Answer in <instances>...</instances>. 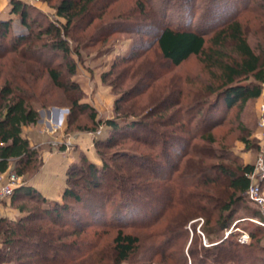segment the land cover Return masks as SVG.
Instances as JSON below:
<instances>
[{"label": "trees", "instance_id": "trees-1", "mask_svg": "<svg viewBox=\"0 0 264 264\" xmlns=\"http://www.w3.org/2000/svg\"><path fill=\"white\" fill-rule=\"evenodd\" d=\"M91 2L60 1L57 13L65 18V23L62 27L48 26L43 31L52 36L50 45L37 46L36 37L30 40L29 34L15 35L8 42V51L0 42V77L3 78L0 172L8 170L14 162L12 173L22 178V183L9 196L12 205L17 199L39 204L35 209L18 204L16 207L24 215L15 221L0 218V264H131V256L143 251L149 259L157 258L162 264H187V257L192 264H264L261 243L264 227L251 224L248 242L233 238L235 232L226 237L221 234L235 221L238 207L246 203L248 174L253 171V165L231 167L223 162L229 158L230 149L222 147L216 151L208 146L216 141L213 129L218 126L228 128L236 124L235 127L244 128L242 132H248L243 124V111L260 96L264 83V0H242L240 7L247 9L239 8L210 36L208 29L218 20L214 19L218 11L200 17L198 24L204 27H194L191 21L171 26L169 19L172 16L181 19L185 11H170L176 0H161L163 3L157 9L154 0L140 1L137 13H147L149 8L153 22L128 23L137 27V31L152 32L153 42L135 44L133 49H145L120 57L114 67L130 63L129 66L139 69L140 63L147 59L144 51L154 43L158 61L142 75L137 86L117 95L114 116L104 120L97 118L90 104L81 102L77 82L61 81L64 78L61 64L52 66L44 58L49 51L60 52L68 62L64 64L67 73H75V62L69 60L68 38L78 43L73 27L90 13ZM11 3L12 12H20L23 24L31 27L26 20V5L18 0ZM252 23L257 32L253 35L249 26ZM9 25V20L0 19L2 37ZM24 41L26 46H20ZM9 52L15 57L8 58ZM192 56L200 59L214 83L196 77L200 89L183 86L187 81H180L179 67ZM126 68L122 67L118 73L123 74ZM44 72L54 86L76 92L69 101L68 124L74 112L88 111L93 124L88 131L97 130L101 124L108 128L105 138L95 142L102 165L97 166L85 157L71 164L61 201L48 200L26 184L29 174L38 167V150L22 136V127L36 123L39 118L34 104L42 94L38 96L35 91ZM123 101L127 102L124 106ZM241 140L248 142L247 134ZM212 158L219 161L208 163ZM156 188L163 200L160 196V202L152 205L144 200V195ZM249 201L255 208L247 216L264 220L257 204ZM75 204L90 212L93 224L105 218L100 223L110 228L82 224L77 219L79 212L72 207ZM162 216L163 223L159 221ZM198 217L204 220L201 231L208 245L202 244L201 236L192 229L191 244L185 252L188 222ZM69 224L73 227L68 228ZM125 228L135 231L128 232ZM110 231L114 234L105 239ZM170 247L173 250L169 251Z\"/></svg>", "mask_w": 264, "mask_h": 264}, {"label": "rangeland", "instance_id": "rangeland-1", "mask_svg": "<svg viewBox=\"0 0 264 264\" xmlns=\"http://www.w3.org/2000/svg\"><path fill=\"white\" fill-rule=\"evenodd\" d=\"M12 0H0V19L2 20H9L10 25L7 31V34L5 37L0 35V42L2 41L3 45H5V48L7 51L9 50V40L14 39L15 35H28V39H37L34 41V43L38 45L42 44H51L52 43V36L48 33L43 32L45 28L52 25H57L59 27H62V25L65 23V18L57 13V7L60 1L62 0H18L20 2H23L26 5V12H27V24L31 25L26 26L23 24L22 16L20 12H12ZM142 1L145 3V0H92L90 3V9L88 14L83 16L82 23H79V25H75L73 27V35L74 37L78 38L77 41H74L71 37H69V45L71 48V53L69 60L75 62V73L73 75L68 74L66 71L65 63L66 60L62 58V55L60 52H47L45 54L44 58H47L48 61L51 63L50 65L56 66L61 64V72L63 73V80L69 79L70 81L73 80L78 83L80 89H81V96L80 100H84V96L88 93L84 92L82 89V86L76 79H78L80 82H87L90 83L92 86V82L96 79L97 82H100V84L103 87H106L108 90H110L111 94L114 96V101L117 97V95L122 92V90H125L127 88H131L132 86H137L140 82V79L142 75L147 73L146 71H149L153 65L155 66L158 61V57L154 54V48L155 43L151 45L147 50L144 51L147 55V59L144 60L140 66L139 69L135 70L134 66H129L130 63H123L122 67H126L125 72L123 74H119L118 71L122 67H114V63L122 56H127L131 52H142L144 47L141 49H133V46L135 44H151L153 42V33H145L142 31H137V27H131L128 22L131 21H147L148 24L153 22V14L151 11H149V8L147 9V13L141 14L137 13L139 9V2ZM222 1H224L222 3ZM242 0H215V1H208V0H176L174 5H170V11H177L179 9H183V18L177 19L176 16H172L169 19V24L171 26H178V24H184L185 21L192 22V26L194 27H204V25H199L198 21L200 20V17H203V14L210 13L218 11V13L215 16L214 19L216 20L213 27H209L208 29V36H210L213 31L220 27L221 24L228 21L232 18V16L235 15L239 11V8L241 10H246L242 7H240ZM163 3L161 0H154L153 4L155 6V9L158 8V6ZM222 5H221V4ZM224 5V6H223ZM223 7V8H221ZM221 8V9H220ZM215 10V11H212ZM245 12V11H243ZM208 13V14H209ZM90 20V22H89ZM89 22V23H88ZM118 23V25H117ZM110 24H115L113 26H109ZM121 24V25H119ZM251 28V34L253 35V32H256L255 26L252 23L249 25ZM51 28V27H50ZM100 29H102L100 31ZM31 30V31H30ZM111 30L109 32V35L105 37V33ZM30 32H32L30 34ZM257 33V32H256ZM1 34V33H0ZM64 33H62L63 35ZM207 36V37H208ZM257 36V34H256ZM34 39V40H35ZM26 41H24L20 46H23ZM26 46V44H25ZM6 56L8 58L15 57L14 53H8ZM53 58V59H52ZM143 58L137 59V63L141 62ZM43 60V58H42ZM180 81H184L183 86L186 88H197L200 89V85L195 81L196 77H200L205 81H209L214 83V79H212L209 76L208 69L203 67L202 62L199 58L192 56L187 61H185L180 67ZM134 71V73H133ZM133 73V76L131 77ZM2 76V75H1ZM86 76L88 78H86ZM193 79V80H192ZM174 80V79H173ZM148 81V80H147ZM146 81V83H147ZM3 78L0 77V86L2 85ZM146 83L142 86V88H145ZM199 86V87H198ZM262 88H264V83H262ZM69 91V90H68ZM64 91L60 87H56L53 85V83L50 81V79L47 77L46 73L44 72L41 78L38 81V86L35 91V93L39 96V102H35V107L38 110L41 109H51L53 107L56 108H62L67 109V113L69 114V108L70 106L69 101L76 95L75 91L70 90ZM262 91V90H261ZM259 100V97L253 101L249 102V105L246 106V108L243 111V124L245 126V129L242 132L241 127H235L233 125L232 127H216L213 129V133L216 136V141L214 143H208L210 148L217 150H220V148L225 147L227 149H230L229 158L224 160L223 162L228 164L231 167H235L238 164H254L260 151H261V145H260V139L258 136L259 131V119H258V112H257V102ZM42 103L44 106H42ZM84 103V102H83ZM114 104V103H113ZM123 106L127 104V102H122ZM113 110V108H112ZM235 111V109L233 110ZM88 111L85 112H74L70 115V121L68 124V117H67V130H63L61 126H57L56 130L54 131V135L57 136V133L62 134V136L55 140V142H52L53 144L49 143V147L55 146L56 148H61L62 146H65V148L72 147L73 143L70 136H66V132L70 131H79V132H87L88 135L91 136L92 142L94 144V149L97 154V156L100 158V163L97 166L102 165V160L100 155L97 153L95 142L101 138H105L107 134V126L104 124H101L98 126L97 130L95 131H88L89 128L93 127V124L91 123L89 117H88ZM231 114V113H229ZM111 117L114 116V112L110 114ZM96 116H98V111L96 110ZM109 117V118H111ZM98 118V117H97ZM98 119H107V118H98ZM248 133L250 135H248ZM248 138V142H243L241 140L242 136ZM70 141V144H67L66 142L68 140ZM67 140V141H66ZM201 143V142H200ZM202 144V143H201ZM207 144V143H206ZM106 151V150H105ZM107 151H111V149H107ZM214 152V151H213ZM219 160L212 158L210 160H207L208 163H214L218 162ZM222 162V161H221ZM14 167V165H13ZM171 170H169L170 172ZM34 172V171H32ZM31 172V173H32ZM145 172V171H144ZM172 172V171H171ZM175 172V171H174ZM12 173V171H10ZM9 174V172L7 173ZM31 174H29L30 176ZM22 180V178H21ZM80 184H84L83 180H80ZM261 186H264V180L260 183ZM85 185V184H84ZM160 185V184H159ZM86 191V190H85ZM88 191V190H87ZM159 190L156 188L155 191H152L151 194L144 195V200H148L150 204H155L157 202H160V199L162 197L161 194H159ZM161 196V197H160ZM85 198H89L88 195L85 196ZM5 200H8V198L2 200L0 203V208L3 206V203ZM25 200V199H24ZM163 200V197L162 199ZM250 199L246 198V203L242 204L238 207V211L235 213V221L232 225H234L235 222H238V225H234L231 232H235V236L233 235V238H239L242 233L248 234V241H250L249 236V230L253 228V225L256 224L264 227V225H261L260 223L251 220V218H258L255 216H247L248 211L250 209L255 208V206L249 201ZM94 203H96L94 201ZM18 204H25L27 206V209L34 208L35 206H38V203H35L34 200H27L22 201V199H17L15 203L11 207L18 210L16 207ZM74 210L79 212L80 215H78V220L82 222V224L92 223L90 219V212L88 210L82 209L79 207V204H75L72 206ZM153 208V207H152ZM35 209V208H34ZM154 210V209H153ZM19 211V210H18ZM157 212L155 211L154 214ZM160 213V212H159ZM24 214H19L15 219H10L6 217L9 220H17L20 216H23ZM108 219V220H107ZM106 222L110 221L107 217ZM164 217H160L159 221L162 223L164 222ZM259 219V218H258ZM101 220H105V218H101ZM98 221L97 223H92L93 227L98 228H110L108 225L105 227ZM194 221V226L191 227V223ZM204 222L203 218L198 217L195 219H192L188 222V228H189V234L187 237H184L185 245L184 250L187 252L188 247L191 244V235L193 234V230L201 236V243L208 245V240L203 237V233L201 231V225ZM231 225V227H232ZM68 228H71L70 224L67 225ZM230 227V228H231ZM228 228V229H230ZM228 229L223 230L221 234L226 237L228 233ZM125 231L131 232L135 231L132 228H125ZM114 234V231H110L109 235L105 236V239H110L111 236ZM216 238V237H214ZM247 241V242H248ZM262 245H264V237H262L261 241ZM1 244V241H0ZM229 246H232L231 244ZM174 247H170L169 251L173 250ZM144 252V251H143ZM137 253L133 254L131 256V264H162L156 260L152 261L149 259V255H145V253ZM188 261L187 264H192L191 258L187 257ZM166 263H170L166 262ZM7 264V263H2ZM10 264V263H8ZM122 264H128V263H122Z\"/></svg>", "mask_w": 264, "mask_h": 264}, {"label": "crops", "instance_id": "crops-1", "mask_svg": "<svg viewBox=\"0 0 264 264\" xmlns=\"http://www.w3.org/2000/svg\"><path fill=\"white\" fill-rule=\"evenodd\" d=\"M86 78H88L86 76ZM84 92L88 96H84L81 102L90 104L98 111V118L111 117L114 96L110 90L103 87L100 82L95 79L92 83L80 82ZM67 109L64 112L59 111L56 107L51 109L39 110V118L36 123L25 125L22 127V136L28 139L31 146L38 150V167L29 176L26 184L34 187L44 198L48 200L61 201L63 199L64 190L66 188L67 170L69 166L85 157L94 164L99 165L100 158L97 156L92 138L87 132L72 131L66 132V136H70L72 140V147L56 148L49 147L48 144L55 142V140L62 136L60 133L54 135V128L61 126L63 130L68 129L67 125ZM262 134V129L259 128L258 136ZM54 145V144H53ZM14 162H11L10 167L5 172L0 174H7L12 171ZM21 214L17 209L11 207L10 198L5 200L3 206L0 208V218L8 217L15 219Z\"/></svg>", "mask_w": 264, "mask_h": 264}, {"label": "built area", "instance_id": "built-area-1", "mask_svg": "<svg viewBox=\"0 0 264 264\" xmlns=\"http://www.w3.org/2000/svg\"><path fill=\"white\" fill-rule=\"evenodd\" d=\"M257 112L259 127L262 129V134L260 136L261 151L255 163L252 164L253 171L248 174L249 186L246 190V194L252 202L257 204L261 215L264 216V186H261L260 184L262 180H264V88H262L259 100L257 102ZM53 130H56V128H54ZM66 143L70 144V141L68 140ZM21 183V177H18L13 173L0 174V203L2 202V200L9 198L12 191ZM251 220L264 225V220H260L258 218H251ZM234 225H232V227L228 229L229 232L232 231ZM238 239L240 242H247L248 234L244 232Z\"/></svg>", "mask_w": 264, "mask_h": 264}, {"label": "water", "instance_id": "water-1", "mask_svg": "<svg viewBox=\"0 0 264 264\" xmlns=\"http://www.w3.org/2000/svg\"><path fill=\"white\" fill-rule=\"evenodd\" d=\"M59 111H61V112H64V111H66V109H62V108H57Z\"/></svg>", "mask_w": 264, "mask_h": 264}]
</instances>
